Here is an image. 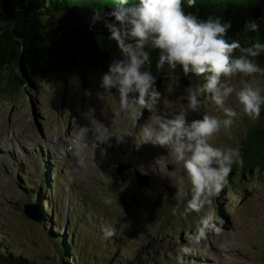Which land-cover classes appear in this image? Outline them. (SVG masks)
Masks as SVG:
<instances>
[{
    "label": "rangeland",
    "instance_id": "374dc122",
    "mask_svg": "<svg viewBox=\"0 0 264 264\" xmlns=\"http://www.w3.org/2000/svg\"><path fill=\"white\" fill-rule=\"evenodd\" d=\"M106 72L45 82L30 94L24 89L11 92L8 83L13 70H0L1 245L30 264H58L53 239L66 236L72 225L80 264H177L184 245L192 249L184 256V264H264V175L259 180L245 175L239 186L225 187L200 214L173 216L178 201L173 197L174 203L170 195L186 183L183 166L167 149L141 144L139 125L152 114L141 109L143 116L134 127L119 113L115 90L108 95L100 87ZM258 79L263 94L264 78ZM204 82L203 78L161 80L158 114L170 116L186 110L187 101L179 97L189 86L198 88ZM238 82L239 77L230 81ZM199 98L200 111L189 112V122L205 112L222 115L209 96L200 94ZM229 103L239 111L234 99ZM263 122L262 116L253 121L241 115L211 143L214 147L241 146L247 128ZM93 125L106 133L90 129ZM86 129L106 135L82 144L79 151L62 147V142L72 144ZM22 141L25 152L19 145ZM120 165L125 167L122 176L116 172ZM137 177L148 185L140 187ZM239 179L233 171L231 182ZM47 198L49 204L39 207L38 200ZM26 206L36 215L43 212L58 228L27 217ZM218 208L220 217L216 216ZM78 214L84 220L77 219ZM204 214L212 215L219 230L206 231L197 243L189 238L198 235V220ZM106 224L117 230L110 240L102 238L101 228Z\"/></svg>",
    "mask_w": 264,
    "mask_h": 264
},
{
    "label": "clouds",
    "instance_id": "9594fccd",
    "mask_svg": "<svg viewBox=\"0 0 264 264\" xmlns=\"http://www.w3.org/2000/svg\"><path fill=\"white\" fill-rule=\"evenodd\" d=\"M187 6L194 8L196 0H187ZM102 17L121 58L109 65L100 87L108 95L115 90L119 113L134 127L143 116L141 109L152 114L139 125L141 144L167 149L186 173L184 187L176 190L178 203L172 208V215L186 218L193 212L200 214L228 185L233 166L244 165L240 145L214 147L211 141L222 129L231 128L241 115L253 121L260 118L264 94L258 77L264 78V67L257 58L264 54V43L256 40L250 47H242L238 40L229 41L226 37L232 28L230 21L214 16L201 19L185 12L182 0H139L137 4L118 0L110 12L93 13L91 25ZM107 19L113 22L108 23ZM244 29L255 32L259 25L255 20L247 21ZM149 49L158 51L157 70L167 66L169 71H175L179 66L185 77L204 79L198 88L189 86L186 94L179 97L187 101L186 110L170 116L158 114L161 96L149 70ZM235 77H239L238 84L230 83ZM200 94L209 96L222 115L205 112L202 118L189 122V112L200 111ZM231 99L239 111L230 105ZM208 230L219 228L212 215L204 214L198 220V235L189 239L198 243ZM116 231L111 225H103L102 238L110 240ZM191 251L188 245L182 246L179 252L183 255L177 256V264H184V256Z\"/></svg>",
    "mask_w": 264,
    "mask_h": 264
},
{
    "label": "trees",
    "instance_id": "16d2710c",
    "mask_svg": "<svg viewBox=\"0 0 264 264\" xmlns=\"http://www.w3.org/2000/svg\"><path fill=\"white\" fill-rule=\"evenodd\" d=\"M139 0H129L130 4H137ZM118 0H0V70L9 67L13 75L8 87L11 92L24 89L30 94L36 92V87L45 82L67 81L78 74L86 77L94 71H108L114 59H120V51L115 41L107 34H88L63 39L55 33V20L65 10L75 8L86 11L87 14L95 12H110ZM185 12H191L201 19L209 16L220 17L222 21H230L232 28L227 39L238 40L242 47H250L256 40L264 43V0H196L194 8H188L187 0H182ZM260 13L259 17H257ZM255 20L259 29L255 32H246L244 24ZM151 68L155 77V90H158L161 80L166 78L179 79L189 82L196 78L185 77L178 66L175 71H169L167 66L157 70L158 51L149 49ZM237 51L235 55H239ZM260 66L264 67V54L257 58ZM147 69V66H146ZM202 78V77H201ZM199 78H197L198 80ZM264 94V93H263ZM264 117V105L261 115ZM241 143L244 160L243 167L233 166L240 179L233 183L228 177V185L233 189L239 186L241 179L246 175L259 180L264 175V122L260 127L250 125ZM230 174V175H231ZM45 191L49 192L42 186ZM32 198L35 197L31 196ZM175 195H170L173 200ZM39 204H49V199H39ZM175 203V201L173 200ZM41 214V216H40ZM38 217L42 224L51 228H58L41 212ZM218 208L216 216L220 217ZM77 219L84 220V215L78 214ZM48 222V223H47ZM66 236L54 238L59 251L58 264H80V253L75 246V227L69 226ZM51 233V232H50ZM0 264H30L26 259L15 256L7 251L0 243Z\"/></svg>",
    "mask_w": 264,
    "mask_h": 264
},
{
    "label": "water",
    "instance_id": "95a60500",
    "mask_svg": "<svg viewBox=\"0 0 264 264\" xmlns=\"http://www.w3.org/2000/svg\"><path fill=\"white\" fill-rule=\"evenodd\" d=\"M93 14H87L86 11H80L75 8L65 10L56 19V29L55 33L63 39L72 38L76 36H83L88 34H107L109 33L105 27V18L102 17L101 21L97 22L95 25H91V17ZM258 13L257 17H259ZM108 23H112V19H107ZM124 166L120 165L116 172L118 175L122 176ZM137 181L140 187L147 186L148 184L142 182L139 177ZM24 213L27 217L31 218L33 221H38V217L33 213L30 207L24 208Z\"/></svg>",
    "mask_w": 264,
    "mask_h": 264
},
{
    "label": "bare ground",
    "instance_id": "6f19581e",
    "mask_svg": "<svg viewBox=\"0 0 264 264\" xmlns=\"http://www.w3.org/2000/svg\"><path fill=\"white\" fill-rule=\"evenodd\" d=\"M93 127H96V131H99V130H102L103 132H105L103 129H101V128H97V126H95V125H93V126H91L90 127V129L91 128H93ZM87 130H89V129H86L85 131H81V132H79V134H77L78 136H79V139H78V136L77 137H74V141H72V144H67V143H65V142H62L63 143V145H62V147H64L65 149L66 148H70V151L72 150V151H79L82 147V144H84V143H91V142H96V141H100V140H102V136H104V135H106V134H103V135H101V134H99V133H96V132H94V131H87ZM80 131V130H79ZM77 133V132H76ZM88 133V134H87ZM106 133V132H105ZM108 133V132H107ZM72 135V134H71ZM4 136H7V138H8V140H10V141H12V139H9V137H8V135H4ZM3 136V137H4ZM15 136H17V135H15ZM13 137V136H12ZM52 137V136H51ZM48 138V137H47ZM53 138V137H52ZM73 138V137H72ZM126 136L125 137H123L122 139H124L125 141H126ZM21 139H22V137H21ZM61 139V138H60ZM122 139H120V140H122ZM45 140V139H44ZM119 140V141H120ZM13 142V141H12ZM54 142V141H53ZM59 142H60V140H59ZM69 142V141H68ZM17 143V142H16ZM48 143V142H47ZM19 144V143H18ZM56 144V143H55ZM22 148H23V150H24V152H25V149H27L25 146H24V142L22 141V144H19ZM1 149H3L4 147H0ZM84 150V149H83ZM27 153V152H26ZM37 217H38V215H37ZM38 221L40 222V219H39V217H38Z\"/></svg>",
    "mask_w": 264,
    "mask_h": 264
}]
</instances>
